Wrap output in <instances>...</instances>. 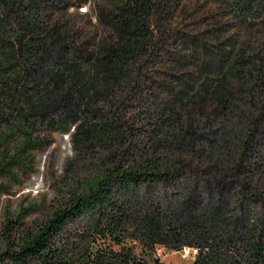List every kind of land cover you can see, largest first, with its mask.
I'll list each match as a JSON object with an SVG mask.
<instances>
[{"label": "trees", "instance_id": "16d2710c", "mask_svg": "<svg viewBox=\"0 0 264 264\" xmlns=\"http://www.w3.org/2000/svg\"><path fill=\"white\" fill-rule=\"evenodd\" d=\"M89 1L43 0L42 7L37 0H29L23 7L22 0H2L0 114L17 102L26 114L61 108L66 111L64 123L68 125L95 109L97 100L109 99L115 88L129 83L133 77L130 74L132 58L151 41L147 37L145 12L158 13L160 8L153 0H96L90 13H80L78 8L69 10L71 5L80 7ZM246 4L247 1L241 0L240 6ZM21 9L24 11L18 32L13 38H6L3 34L7 18ZM91 21L95 27H103L97 43L98 30H91ZM155 28L151 33L154 36L159 30L158 26ZM74 39L80 45H90L89 48L93 45L96 50L93 58L83 63L52 65L42 74L34 69L35 58L51 56L50 46H55L60 53L70 48V41ZM18 51L26 55L31 84L40 87L43 80H48L43 92L30 95L27 84L16 85L21 75L12 74V69ZM60 59L66 58L61 54ZM240 73L239 68H234L229 72L231 78L224 75L215 85L205 84L194 93L190 92L194 85L184 90L168 80L159 81L170 94L161 119L164 125L177 123L178 130L157 143H171L182 149L191 139H200L204 143L201 156L211 160L210 170L213 184L220 191V205L201 213L191 201L181 202L174 208V223L160 212L134 214L132 210L141 198L142 187L154 190L162 182L177 180L182 175L183 164L169 166L163 160L150 159L133 165L118 162L99 175L76 183L69 189L66 201L50 210L42 222L25 223L26 212L16 218L7 215L0 229V264H151L147 256L152 243L171 247V241L177 239L174 248L181 250L187 245L182 241L185 234L192 240L188 245L197 249L193 264H264V220L253 217L251 201L258 195L251 190L253 183H248L252 179V157L264 133L258 131L253 114L243 107L246 98L239 93ZM195 101L198 108L183 118L185 107ZM200 110L207 118L217 116L225 123L218 127H200L196 120ZM124 131L125 126L118 118L99 128L88 124L85 118L75 136L78 142L93 138L111 142L122 140ZM5 135L10 140L15 137V130L9 128ZM239 183L242 186L239 193L244 196L239 203L243 220L223 201L227 190ZM244 184L249 185L250 191H244ZM78 218L91 221L93 240L84 249L68 245L61 237L66 226ZM131 227L141 233L145 256L137 255L127 245L129 239H135Z\"/></svg>", "mask_w": 264, "mask_h": 264}, {"label": "rangeland", "instance_id": "374dc122", "mask_svg": "<svg viewBox=\"0 0 264 264\" xmlns=\"http://www.w3.org/2000/svg\"><path fill=\"white\" fill-rule=\"evenodd\" d=\"M245 1L247 4L242 7L241 0H153L160 10L145 12L147 37L151 41L132 58L130 74L133 77L129 83L115 88L109 99L97 100L95 109L71 120L68 125L64 123L66 111L61 108L31 114L22 112L19 102L6 108V112L0 114V229L7 215L16 218L26 212L25 223L42 222L50 210L66 201L69 189L76 183L97 176L118 162L133 165L150 159L163 160L169 166L183 164L182 175L177 180L162 182L154 190L142 187L141 198L132 210L134 214L160 212L174 223V208L181 202L191 201L201 213L220 205V191L212 180L211 160L201 156L204 143L200 139H191L182 149L171 143H157L178 130L177 123L164 125L161 119L170 94L159 81L168 80L184 90L194 85L190 91L194 93L205 84L215 85L224 75L231 78L229 72L239 68L242 81L239 93L246 98L243 107L253 114L258 131L264 133V0ZM22 2L24 7L29 0ZM37 2L44 6L43 0ZM23 11H15L9 19L5 18L3 35L6 38H13L18 32ZM3 14L4 5L0 0V17ZM94 24L91 21V30H98L97 43L103 27L97 28ZM157 26L159 30L154 36L151 33ZM70 42V48L60 53L55 46H50L51 56L35 58L34 69L42 74L52 65L83 63L93 58L96 50L92 44L90 50V45H80L75 39ZM228 51L230 53L225 55ZM61 54L66 59L61 60ZM25 56L18 51L14 60L12 74L21 75L16 85L27 84L30 95L43 92L48 80H43L40 87L28 81L29 64ZM87 101L91 100L87 98ZM197 103L185 107L183 118L198 108ZM206 116L201 110L197 113L200 127H218L225 123L220 117ZM85 118L97 128L111 123L112 118L120 119L125 126L123 139L101 142L93 138L78 142L75 133ZM9 128L15 130V137L10 140L5 139ZM252 164V179L248 183H253L251 190L258 195L251 201L253 217L264 220V139L258 143ZM241 183L227 190L223 201L243 220L239 207L244 198L239 193ZM247 184L243 185L244 191L250 189ZM170 225L172 227V223ZM130 230L135 239H129L127 245L137 255L145 256L141 233L134 227ZM90 233V219L78 218L66 226L61 237L68 245L84 249L93 240ZM182 238L187 245L181 250L174 248L177 239L171 241V247L152 243L148 261L151 264H193L197 249L188 245L192 240L187 234Z\"/></svg>", "mask_w": 264, "mask_h": 264}, {"label": "built area", "instance_id": "2783aa9c", "mask_svg": "<svg viewBox=\"0 0 264 264\" xmlns=\"http://www.w3.org/2000/svg\"><path fill=\"white\" fill-rule=\"evenodd\" d=\"M79 9L80 13H83V14H87V13H90L92 8H93V1L90 0L87 4H84L80 7H77L76 5H71L69 7V10L70 11H75L76 9ZM94 21H96V19L94 18Z\"/></svg>", "mask_w": 264, "mask_h": 264}]
</instances>
